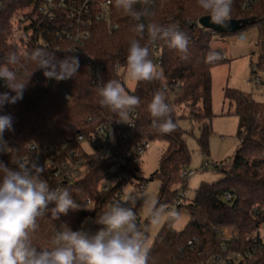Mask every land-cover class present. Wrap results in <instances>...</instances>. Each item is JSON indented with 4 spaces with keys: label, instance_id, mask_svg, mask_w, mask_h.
Returning <instances> with one entry per match:
<instances>
[{
    "label": "trees",
    "instance_id": "trees-1",
    "mask_svg": "<svg viewBox=\"0 0 264 264\" xmlns=\"http://www.w3.org/2000/svg\"><path fill=\"white\" fill-rule=\"evenodd\" d=\"M110 1L111 20L118 25V30L111 33L104 22L92 20L89 40L76 55L80 67L74 79H52L49 84L44 80V70L36 69V63L31 60L22 59L21 65H10L17 67L18 74L25 79L26 74L33 73L23 99L0 108V115L13 118L14 128V131L6 130L3 139L9 148L19 150L0 155V162L13 167L12 160L19 157L38 159L39 163L40 160L55 156L57 151V165L68 163L70 166L80 164L84 167L76 181L60 184L61 188L69 189L81 209L70 210L66 216L61 215L58 221L51 220L50 213L40 218L32 239L34 244L42 245L51 239L60 222H66L73 230H77L89 219L93 227H99L93 220L128 182H115L117 177L111 172L112 167L117 166L121 173H127L129 180L141 181L143 176L138 164L131 163L128 155L144 141L164 142L167 148L160 160L159 169L151 176V180L158 179L162 184L157 202L188 211L191 220L180 232L174 229L171 219L166 223L149 248L148 264H216V258L226 259L235 252L245 250L249 246V239L264 224V127L260 125L257 107L241 91L228 87L224 89V99L234 104L235 114L239 118L237 137L241 146L230 169L223 172L221 180L201 185L194 200L179 202L187 184V179H181L180 174L187 169L191 155L184 140L185 133L178 123L184 115L176 109L184 107L188 110L189 119L199 127V146L203 154L208 155L213 119L212 72L227 60L221 57L222 53L212 48L216 34L195 27L197 21L207 17L197 6V0H151L146 6L148 14L141 20L145 25L150 22L165 26L178 23L180 30L190 39L187 59H181V54L170 49L166 41L149 44L147 32L142 37L135 33L133 29L137 22L116 9L114 0ZM40 5L42 0H1L0 63L13 51L22 55L41 48L47 52H56L60 59L69 54L67 52L71 43L62 37L58 38L69 24L63 10L57 12V19L53 22L46 21L40 26L34 23L31 27H25L21 34L14 33V17L31 6L37 8ZM134 7L143 10L140 4ZM231 17L235 20H258L256 24L233 35H241L252 26H260L261 34L256 44L260 56L256 67L257 71L264 72V0H259L248 12L235 6ZM187 21L193 25H188ZM133 39L139 40L142 46H149V58L163 75L159 80L137 82L131 95L138 96L141 104L135 109L137 118L134 126L127 129L117 121L119 117L116 114L99 105L97 83H93L95 75L86 59L103 65L99 71L100 82L117 79L124 86L127 50ZM47 43H51L50 48H47ZM210 51L218 53L220 59L207 62L206 56ZM116 65L122 68L121 72L116 70ZM37 78H41V81L36 82ZM157 90H166L167 102L173 109L172 119L177 127L170 134L158 133L151 127L147 104ZM64 91L70 94V100L64 99ZM109 125H115L112 156L109 158H102L96 150L88 151L76 140L77 135L90 139L98 128ZM30 142H35L39 148L29 150L26 144ZM73 153L75 155L71 158ZM112 182H115L114 185L105 191L104 186ZM178 184L181 189L171 191L170 188ZM226 193L231 196L229 200L225 198ZM87 200L90 201L89 205L85 203ZM54 206L50 204L49 208ZM225 228L233 229L234 240L224 242L216 233ZM190 241L193 246H189ZM242 264H264V248L245 259Z\"/></svg>",
    "mask_w": 264,
    "mask_h": 264
},
{
    "label": "clouds",
    "instance_id": "clouds-1",
    "mask_svg": "<svg viewBox=\"0 0 264 264\" xmlns=\"http://www.w3.org/2000/svg\"><path fill=\"white\" fill-rule=\"evenodd\" d=\"M151 0H114L116 9L136 21L133 29L139 36L147 32L148 43L155 44L163 40L167 46L181 54V59L188 58L189 37L180 30L178 23L162 25L141 22L147 13L146 6ZM140 4L143 10L134 6ZM233 0H197V6L210 17L214 25L227 28L231 21ZM56 52H47L36 48L30 53L18 55L10 52L6 60L0 63V80L8 92L0 93V108L6 104H15L23 99L24 91L32 75L27 78L18 74L17 67L21 60H31L43 69L44 76L56 81L74 79L79 73V58L75 51H69L63 59ZM148 45H141L133 39L127 50L126 75L135 82H151L162 78L149 58ZM220 59L218 53L210 51L207 62ZM14 93V95L10 94ZM98 103L101 107L119 117L118 122H125L129 114L140 107V98L129 94L117 79H110L97 84ZM151 117V127L161 134H170L177 125L172 119L173 109L167 102L166 90H157L147 104ZM14 131L13 118L0 115V150L11 152L3 139L5 131ZM35 150V142L26 144ZM13 167L0 162V264H148L149 245L147 228L138 224L137 202L142 203L151 225H159L165 219L178 218V213L168 211L166 206L156 200H148L144 193L132 190L124 199L109 204L93 223L99 227L91 230L88 221L73 230L66 222H60L51 239L42 245L33 243L32 234L38 228L40 218L50 213L53 221L69 211H78L81 206L72 198L68 188L50 187L44 178L46 171L38 159L16 158ZM50 204L54 207L49 208ZM89 210V209H87Z\"/></svg>",
    "mask_w": 264,
    "mask_h": 264
},
{
    "label": "rangeland",
    "instance_id": "rangeland-1",
    "mask_svg": "<svg viewBox=\"0 0 264 264\" xmlns=\"http://www.w3.org/2000/svg\"><path fill=\"white\" fill-rule=\"evenodd\" d=\"M260 26H252L243 32L244 39L240 35L225 36L215 35L212 41V48L225 55L227 62L224 65L216 67L213 71L212 82V98H213V119L211 121L212 134L209 139V154L204 155L198 140L201 136L199 127L194 122H191L184 107L179 109L181 115L179 126L185 133V143L190 152L191 158L187 167V171L193 174L187 179L186 184V199L194 200L197 190L203 184H213L224 177L225 171L230 169L231 163L236 155L241 144L237 137L239 130V118L235 114L234 104L224 100L223 89L230 88L241 91L247 100H250L257 107V113L260 118V125L264 127V86H259L254 82V77L258 76L264 81V72L258 71L256 75H252V68L259 62L260 51L257 44L261 34ZM237 46L239 48L248 47L247 52L237 59L231 58V48ZM137 82L127 78L126 69L124 75V88L131 94L136 88ZM225 103V104H224ZM8 146V145H7ZM89 151V146L84 144ZM167 148L164 142H152L151 148L141 157L138 167L142 173L143 180H129L123 186L121 199L114 198L109 204L115 200H123L125 195L132 191H139L146 195L148 200L158 201V196L161 191L162 184L158 179L151 180V176L159 169L160 160ZM7 151L0 150V155L8 154ZM209 164V168H205L204 164ZM218 166V168H215ZM184 180V179H183ZM140 182L146 184L145 190L142 192L139 189ZM181 189V186L174 185L170 189L174 191ZM185 200H181L183 202ZM168 211L178 213V218L171 219L174 229L178 232L182 231L190 222V213L184 209L178 210L173 205H164ZM136 214L138 224L142 228H147L146 236L149 248H151L159 236L166 223L170 219H165L159 225H151L147 219L146 210L142 203L137 202ZM87 227L91 230H96L98 227H93L91 221L87 219ZM264 231V224L260 228Z\"/></svg>",
    "mask_w": 264,
    "mask_h": 264
},
{
    "label": "built area",
    "instance_id": "built-area-1",
    "mask_svg": "<svg viewBox=\"0 0 264 264\" xmlns=\"http://www.w3.org/2000/svg\"><path fill=\"white\" fill-rule=\"evenodd\" d=\"M258 1L259 0H240L238 2V0H233L232 9L237 6L241 11L248 12L254 8ZM0 7H2L1 0ZM60 10L66 12V18L69 20V24L67 25V28L60 32L58 38L60 39L62 37L66 42L71 43V47L68 48V52L75 51V53H71L73 55H78L79 51L89 40V26L93 19H95L97 22H104L107 29L111 33L118 30V25L112 23L111 20L110 0H42V5L38 6L37 8L35 6H31L14 17L12 21L13 31L16 34H21L25 27H31L34 23H37L38 26H40L46 21L53 22L57 19V12ZM187 24L193 25L191 21H187ZM195 27L203 29L199 21H197ZM240 38L244 39L245 36L241 34ZM46 46L47 48H50L51 43H47ZM221 57L225 58L223 54H221ZM86 63L88 66L92 67V72L95 75L93 83H100L99 71L103 69V65H98L89 58L86 59ZM116 70L121 72L122 68L119 65H116ZM252 71L254 72V75H256L258 72L257 67L254 66ZM44 80L46 83H52V79L49 80L44 77ZM40 81L41 78L36 79V82ZM254 82L259 86H264V81L258 76L254 77ZM6 89L7 88L4 86V81L0 80V93L4 92ZM63 97L66 100H70L71 98L67 91L63 92ZM136 118L137 112L134 110L129 114L128 120L121 123H123L127 129H130L134 126V121ZM114 137L115 125H109L98 128L90 139H86L83 135H77L76 140L83 146L84 144H87L89 149L96 150L102 158H109L112 156L111 147L114 144ZM61 145L63 146V144ZM27 148L29 149L28 146ZM150 148L151 143L144 141L135 147V149L128 155V159H131V163L138 164L141 160V157ZM54 154L55 156L53 157L39 161V164L44 165L46 169L44 178L47 180L50 187H60L62 182L76 181L84 167L80 164H74L70 166L68 163L57 165L55 158L58 152L55 151ZM74 155L75 153L71 155V158ZM126 164H128L127 161ZM204 167L209 168L210 165L206 163L204 164ZM215 168L219 169L218 166H215ZM111 172L117 177L115 182H127L130 179L129 175L127 173H121L117 166L112 167ZM192 174L193 172L183 170L180 174V178L188 179ZM115 182L105 185L103 189L107 191L110 186L114 185ZM145 186L146 184L144 182H140V191L143 192L145 190ZM121 197V192L116 195V198L118 199H121ZM225 198L229 200L231 198L230 194L226 193ZM185 199L186 191H183L181 192V199L179 202ZM85 203L89 205L90 201L87 200ZM260 228H258L256 233L249 239V246L245 250L235 252L226 259L216 258V264H242L245 259H249L262 251L264 248V231H261ZM216 233L223 239L224 242H230L235 239L232 228H225L220 231H216ZM188 244L189 246H193L192 241H190Z\"/></svg>",
    "mask_w": 264,
    "mask_h": 264
},
{
    "label": "water",
    "instance_id": "water-1",
    "mask_svg": "<svg viewBox=\"0 0 264 264\" xmlns=\"http://www.w3.org/2000/svg\"><path fill=\"white\" fill-rule=\"evenodd\" d=\"M256 18L246 19V20H235L231 19L229 26L227 28H223L217 25H214L210 22V17H203L199 20V23L203 29L212 31L213 33L217 35H233L240 31H242L244 28L250 25H254L257 23Z\"/></svg>",
    "mask_w": 264,
    "mask_h": 264
},
{
    "label": "crops",
    "instance_id": "crops-1",
    "mask_svg": "<svg viewBox=\"0 0 264 264\" xmlns=\"http://www.w3.org/2000/svg\"><path fill=\"white\" fill-rule=\"evenodd\" d=\"M233 36H236V35H233ZM241 36V35H240ZM222 37H225V36H222ZM231 37V36H229ZM248 47H242V48H239L237 46H233V48H231V58L232 59H237L238 57H241L243 56L248 50H247ZM224 55V54H223ZM225 57V55H224ZM214 71V70H213ZM212 82H213V72H212ZM225 89V88H224ZM223 89V90H224ZM225 100V99H224ZM225 104V103H224Z\"/></svg>",
    "mask_w": 264,
    "mask_h": 264
}]
</instances>
